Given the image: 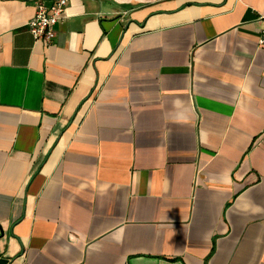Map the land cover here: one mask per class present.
<instances>
[{
    "label": "crops",
    "instance_id": "crops-1",
    "mask_svg": "<svg viewBox=\"0 0 264 264\" xmlns=\"http://www.w3.org/2000/svg\"><path fill=\"white\" fill-rule=\"evenodd\" d=\"M33 2L0 0V264H264V0H67L50 44Z\"/></svg>",
    "mask_w": 264,
    "mask_h": 264
},
{
    "label": "built area",
    "instance_id": "built-area-1",
    "mask_svg": "<svg viewBox=\"0 0 264 264\" xmlns=\"http://www.w3.org/2000/svg\"><path fill=\"white\" fill-rule=\"evenodd\" d=\"M35 14L26 22L30 33L35 40H42L50 44L57 34L56 26L66 17L67 0H34ZM258 19L263 22L258 44L264 47V14Z\"/></svg>",
    "mask_w": 264,
    "mask_h": 264
}]
</instances>
